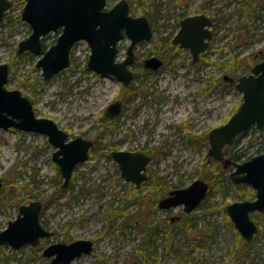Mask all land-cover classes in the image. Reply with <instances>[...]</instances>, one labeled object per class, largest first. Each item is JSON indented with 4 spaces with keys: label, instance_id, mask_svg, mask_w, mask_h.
I'll return each mask as SVG.
<instances>
[{
    "label": "rangeland",
    "instance_id": "rangeland-1",
    "mask_svg": "<svg viewBox=\"0 0 264 264\" xmlns=\"http://www.w3.org/2000/svg\"><path fill=\"white\" fill-rule=\"evenodd\" d=\"M117 1L106 0V9ZM127 1L130 15H146L154 30L150 40L136 44V60L130 64L133 82L127 88L113 76L100 77L87 68L91 49L85 40L73 45L71 65L48 80L36 66L40 55L17 57L18 43L32 31L20 17L24 0H14L0 25V63H11L6 87L20 89L32 100L37 115L51 118L70 137L80 133L95 141L90 158L76 165L67 187L61 188L63 178L50 158L54 147L47 136L0 128V178L4 181L0 231L16 217L19 205L37 199L44 203L40 222L53 233L37 246H0V264H43L42 250L48 244L80 238L93 240V249L69 264H264V211L253 216L263 225L251 242L242 238L243 244L232 246L239 234L225 208L230 201L250 199L253 190L227 181L221 164L208 161L207 140L211 128L225 123L242 99L236 85L223 79L228 72L220 63L233 62L236 54L233 60L241 63L239 74L254 65L258 51L264 49V14L263 22L255 24L234 13L230 24L215 30L206 64L184 66L181 62H190L191 55L185 50L172 55L169 44L175 28L165 27V18L175 14L176 22L186 0H144L143 5ZM188 4L189 12L197 13L199 1ZM57 35L49 33L44 47L55 43ZM129 43L127 36L118 42L117 60L125 59ZM152 55L163 61L158 71L143 66ZM117 96L128 100L126 109L113 125L100 121L106 105ZM114 125L119 126L117 131ZM263 135V130L252 126L226 150L241 152L239 160L247 159L264 149ZM119 148L151 156L145 171L149 188L132 191L135 184L121 176L120 166L110 155ZM214 170L223 177L211 207L205 200L193 214H185L182 206L164 211L155 206L156 180L167 191L202 176L211 189ZM148 193L155 197L149 198ZM147 228H154L149 235Z\"/></svg>",
    "mask_w": 264,
    "mask_h": 264
},
{
    "label": "water",
    "instance_id": "water-1",
    "mask_svg": "<svg viewBox=\"0 0 264 264\" xmlns=\"http://www.w3.org/2000/svg\"><path fill=\"white\" fill-rule=\"evenodd\" d=\"M106 0H25L21 19L29 23L31 33L20 40L17 54L31 51L40 54L36 66L41 67L45 80L59 73L70 65L71 47L76 41L85 39L91 53L88 57L87 68L105 76L111 75L127 86L133 79L134 73L129 67L134 61V49L137 42L150 40L152 24L146 15H130V4L127 0H119L106 9ZM9 0H0V23L3 21ZM180 27L173 43L190 49L193 61L199 59L200 52L205 50L213 32L208 28L210 17L205 14L189 15L181 19ZM62 32L56 43L46 50L42 49L41 37L50 31ZM127 36L130 43L126 49L125 59L118 61V42ZM264 52V50H263ZM145 66L156 70L162 65V59L150 56L145 60ZM7 63L0 64V126H10L25 131L45 133L49 142L56 150L52 159L60 168L64 179L62 186L67 187L77 163L87 161L88 150L92 140L81 135L69 138L57 123L48 117H38L34 114L30 99L18 89L5 88L8 79ZM227 79V76H225ZM235 85L242 93L239 107L230 118L221 125L214 126L208 132V154L213 159L223 161L224 168L233 164L231 179L235 184L251 185L255 198L230 202L226 207L235 229L245 241H251L258 231V225L251 212L264 210V153L252 156L243 162H232L224 158L223 147L231 143L237 134L246 131L251 125L264 127V57L254 64L250 73L235 79ZM122 101L116 99L106 108L110 118L116 116L122 107ZM113 159L120 166L121 176L139 186L147 179L144 173L150 156L143 152L114 150ZM3 181L0 178V188ZM208 183L201 178H195L185 188L174 189L170 196L162 199L158 206L162 209L184 205V211L191 212L206 196ZM42 201L37 199L18 207V214L7 226L0 231V246L5 244L12 248H20L26 244L37 246L41 238L53 233L46 230L40 222ZM93 242L80 238L69 243L58 241L49 244L42 252L49 258L43 264H69L82 254L91 253ZM132 264H139L134 262ZM238 264V263H234Z\"/></svg>",
    "mask_w": 264,
    "mask_h": 264
},
{
    "label": "flooded vegetation",
    "instance_id": "flooded-vegetation-1",
    "mask_svg": "<svg viewBox=\"0 0 264 264\" xmlns=\"http://www.w3.org/2000/svg\"><path fill=\"white\" fill-rule=\"evenodd\" d=\"M10 1V5L6 8V10H5V13H4V16H3V18H2V22L0 23V25L4 22V18L6 17V15H7V12L10 10V8H11V6L13 5V2H14V0H9ZM25 1V0H24ZM199 1V9H198V11H196L197 13H190L189 12V7H191V5L190 4H188L189 2H190V0L188 1V0H186V2H184V4H181V5H185V7H183L182 9H181V11H180V13H177L178 15H177V21L176 22H173V20H172V18L174 17V15L175 14H168V15H166V20H165V27H167V26H169V27H172V28H175V32L173 33L174 35H173V37H172V39H171V43L169 44V48H172V49H174V54H172V55H175V54H177L178 53V51L179 50H185V51H187L188 52V55L190 56L191 55V52H190V49H188V48H183V47H181L180 45H176V44H174L173 43V39H174V37H175V35H176V33L178 32V29H179V27H180V21H181V19H183V18H185V17H188L189 15H199V14H205V15H207L208 17H210V25H209V29L213 32V35H212V37L210 38V40L208 41V43H209V45H208V47L205 49V50H203V51H201L200 52V55H199V59L197 60V61H193V57H192V55H191V61L189 62H181V64L180 65H184V66H190V65H194V66H200V67H203L204 66V64H206V56L208 55V53L211 51V43H210V41H211V39L213 38V36L215 35V30H221V28H223L226 24L228 25V24H230L231 23V19H232V16H233V14L234 13H236V12H239L240 14H241V12H243V6H246L248 9H253L255 12H256V15H260V17H258V18H252V19H250V20H252V23L254 22L255 24H259L260 22H263V19H262V16H263V14H264V9H262L263 7H264V0H198ZM25 4V3H24ZM24 6V5H23ZM23 8V7H22ZM23 10V9H22ZM21 13H22V11L20 12V17H21ZM23 20V19H22ZM24 21V20H23ZM26 22V21H25ZM26 23H28V22H26ZM29 24V23H28ZM152 31H154L153 30V24H152ZM51 32H53V33H56V32H58V35H57V37L60 35V33L62 32V28L60 27V29L59 30H57V31H50L49 33H51ZM49 33L48 34H46L45 36H43V37H41V40H42V49L43 50H46L47 48H45L44 47V44H45V38H46V36L47 35H49ZM152 34H153V32H152ZM153 36V35H152ZM57 37H56V41H57ZM126 37V36H125ZM152 38V37H151ZM82 40H85V39H82ZM82 40H80V41H82ZM233 40V39H232ZM86 41V40H85ZM146 41H148V40H146ZM145 41V42H146ZM76 42H78V41H76ZM75 42V43H76ZM87 42V41H86ZM141 42H143V41H141ZM56 43V42H55ZM74 43V44H75ZM138 43V42H137ZM136 43V44H137ZM19 44V43H18ZM54 44V43H53ZM73 44V45H74ZM87 44H88V42H87ZM52 45V44H51ZM73 45H72V47H71V52H70V55H69V60H70V65H71V63H72V60H71V55H72V48H73ZM136 46V45H135ZM50 47V46H49ZM88 47H89V45H88ZM17 48H18V46H17ZM17 48L14 50V52L16 53V55H17V57L18 56H22V55H26V54H29V53H32L31 51H24L23 53H21V54H17V52H16V50H17ZM45 48V49H44ZM136 48V47H135ZM89 49H91V48H89ZM263 50L264 49H262V50H259L258 52H259V54H257V61H255L254 62V64H256V63H258V62H260L262 59H263V57H264V52H263ZM34 54V53H33ZM90 55V54H89ZM136 55H135V52H134V57H135ZM152 56H155V55H152ZM150 57V56H149ZM148 57V58H149ZM156 57H160V56H156ZM236 57V54L235 55H233L232 56V61H235V60H233L234 58ZM134 60H136V57H135V59ZM145 60H147V59H145ZM145 60L143 61V66H144V68H149V69H151L152 71H158V69L162 66V65H160L159 67H158V69H156V70H154V69H152L151 67H149V66H145L144 65V63H145ZM228 61H230V60H228ZM134 62V61H133ZM132 62V63H133ZM6 63V62H5ZM162 63H163V61H162ZM228 63H230V62H228ZM0 64H2V63H0ZM8 65H9V68H8V79H7V82L5 83V88L7 89V90H9L6 86H7V83H8V81L10 80V78H11V74L9 73L10 72V69H11V63H7ZM69 65V66H70ZM68 66V67H69ZM223 66H226L227 68H226V71L228 70V65H223ZM254 65H252V66H250L249 67V69H248V71L247 72H243L244 74H246V73H250V71H251V68L253 67ZM67 67V68H68ZM129 67H131V65L129 66ZM66 69V68H65ZM132 70V69H131ZM93 71V70H92ZM93 72H95V71H93ZM96 73V72H95ZM134 73V72H133ZM186 73H188V71L186 72ZM243 73H240L239 74V72H237V73H235V74H233V75H231V74H224V76H223V79L224 80H226V81H228V82H230V83H233V84H235V79L237 78V77H239V76H241V75H244ZM58 74V73H57ZM96 74H98V73H96ZM99 76L100 77H105V76H108V75H105V76H102V75H100L99 74ZM109 76H111V75H109ZM225 76H227V79H225ZM99 77V78H100ZM112 77V76H111ZM134 77V76H133ZM131 82H133V80L131 81ZM130 82V83H131ZM129 83V84H130ZM129 84H127V86L129 85ZM123 85V84H122ZM124 87H126L127 88V86H125V85H123ZM19 91H21L20 89H19ZM21 93H22V91H21ZM23 94V93H22ZM242 94V93H241ZM25 95V94H24ZM27 96V95H26ZM243 96V95H242ZM28 97V96H27ZM29 98V97H28ZM30 99V98H29ZM116 99H119V100H121L123 103H122V107H121V110L119 111L120 113H118L116 116H114V117H112V118H110L109 116H107V114H106V108H107V106L111 103V102H114V101H116ZM242 100V99H241ZM30 101H31V103H32V105H33V102H32V100L30 99ZM111 102H109L107 105H106V107L104 108V110H103V117L102 118H100V121H103L104 123H111L112 125L113 124H115L116 123V121H117V119L121 116V114L123 113V110H125L126 109V107H127V105H128V100L126 99V98H124V97H120V96H117L115 99H113ZM241 102V101H240ZM240 102L238 103V105L240 104ZM167 105V104H166ZM239 107V106H238ZM237 107V108H238ZM33 110H34V114L36 115V116H38V117H42V116H40V115H37L36 114V109L34 108V105H33ZM43 117H45V116H43ZM229 119V118H228ZM227 119V120H228ZM226 120V121H227ZM99 121V122H100ZM225 121V122H226ZM113 122V123H112ZM224 124V123H223ZM58 125V124H57ZM59 126V125H58ZM179 126H183L182 124L181 125H179ZM252 126H254V127H256L255 125H251V126H249L248 128H247V130L249 129V128H251ZM60 127V126H59ZM0 128H3V129H14V130H19V131H25V130H23V129H18V128H16V127H13V126H10V128H4V127H1L0 126ZM61 128V127H60ZM114 128L116 129V131H117V129L119 128V126H117V125H114ZM257 128V127H256ZM258 128H260L261 130H263L264 131V127H258ZM62 129V128H61ZM113 129V128H112ZM63 130V129H62ZM246 130V131H247ZM63 131H65V130H63ZM101 131H103V130H101ZM100 131V132H101ZM246 131H243V132H241V133H239V134H237L236 135V137L234 138V140L231 142V143H229V144H226V146H224L223 147V155H224V158L226 159V158H230V160H232V162H243V161H246L248 158H250V157H252V156H255V155H258L259 153H264V152H262L264 149H258V151H256V153L257 154H253V155H251V156H248V158L247 159H243V160H239V158L237 159V160H235L234 159V154H231L230 152H227V148H228V146L229 145H231L232 143H234V141H236V139L238 138V136H240L241 134H243V133H245ZM25 132H30V133H36V134H39V135H44V136H47L45 133H40V132H37V131H25ZM126 133V132H125ZM127 134V133H126ZM67 135H68V133H67ZM77 135H81L82 137H84V138H88V139H91L92 140V144H91V147L89 148V150H88V156L90 155V151H91V149H92V147L94 146L93 144L95 143V141L92 139V138H90V137H85L84 135H82V134H75L74 136H69L68 135V139L69 138H75V136H77ZM208 135V134H207ZM264 136V135H263ZM207 140H208V137H207ZM119 142H120V139L118 140ZM47 142H48V144L51 146V147H53L52 146V144L49 142V140H48V136H47ZM227 147V148H226ZM120 149V148H119ZM119 149L117 150V151H119ZM56 150V147L54 146V150H53V152H52V154L54 153V151ZM115 150V149H114ZM114 150H112V151H114ZM130 150V149H129ZM129 150H126V151H129ZM111 151V152H112ZM130 151H137V150H130ZM111 152H110V155H111ZM137 152H139V151H137ZM142 152V151H141ZM52 154H51V159H52ZM228 154V155H227ZM148 155V154H147ZM150 156V155H149ZM89 158H90V156H89ZM88 158V159H89ZM87 159V160H88ZM114 160V159H113ZM210 160H214L215 161V159H213V158H208V161L210 162ZM52 161H53V159H52ZM150 161H151V156H150ZM149 161V162H150ZM216 161H218L221 165L220 166H222V171H225V172H227L228 174H227V178L231 181V182H233L232 181V179H231V172H232V170L234 169V166H233V164L231 163V164H227V167L226 168H224V166H223V161H219V160H216ZM148 162V163H149ZM53 163L54 164H56V162H54L53 161ZM81 163V162H80ZM83 163V162H82ZM114 163H115V165H116V161L114 160ZM148 163H147V166H146V170H147V167H148ZM78 164V163H77ZM76 164V165H77ZM56 166H57V168L59 169V172H60V168L58 167V165L56 164ZM76 167V166H75ZM145 170V171H146ZM145 171H144V173H145ZM146 174V173H145ZM60 176H61V174H60ZM199 178H201L202 180H204L205 182H207L208 183V181H207V179L206 178H202V176L201 177H199ZM148 180V175H147V179L145 180V181H142V183L139 185V186H136V185H134L135 186V188H136V191H142V189H144V188H149V182L147 181ZM63 181H64V179H63ZM212 181H214L213 180V175H212ZM70 182V181H69ZM234 183V182H233ZM4 184V183H3ZM63 184V183H62ZM62 184H61V188H66V187H63L62 186ZM135 184V183H134ZM161 184V183H160ZM235 184V183H234ZM238 185H245V188L247 189V190H249V189H252L253 191H251L252 193H251V197H250V199H253V198H255V192L256 191H254V189L252 188V186L251 185H247V184H244V183H238V184H235V186H238ZM3 186V185H2ZM210 183H208V189H207V191H206V196L203 198V200L198 204L199 206H200V204H202V203H204V200L205 199H207V197H208V195H209V193H210ZM248 187V188H247ZM162 188H164L165 189V185H163V187ZM178 188H185V187H178ZM178 188H174V189H178ZM2 189V187L0 188V190ZM173 189V190H174ZM173 190H163L162 192H156V194H159V196L156 198L155 196H153V194H151V193H148V194H145V195H147L149 198L150 197H155L154 198V200H155V206L156 207H158L160 210H172V209H174L175 207H177V206H182V212H184L185 214L186 213H191V214H193V212L199 207V206H197L196 207V209H194V210H192L191 212H185L184 211V205H175V207H170V208H164V209H162V208H160L159 206H158V204H159V202L162 200V199H164V198H166V197H169L170 196V192L171 191H173ZM144 196V195H143ZM157 196V195H156ZM250 199H244V200H250ZM30 202V201H29ZM28 202V203H29ZM231 202V201H230ZM229 202V203H230ZM233 202V201H232ZM20 206V205H19ZM43 206H44V203L42 202V208H41V210H40V212L42 213V209H43ZM227 207V206H226ZM225 211H226V208H225ZM262 211H264V210H261L260 212L259 211H255V212H251V216H252V218L254 219V217H253V215L252 214H254V216L255 215H259V213H261ZM18 212V211H17ZM41 213H40V218H41ZM18 214V213H17ZM17 216V215H16ZM255 221V220H254ZM42 223V222H41ZM255 223H256V221H255ZM257 224V223H256ZM258 225V224H257ZM258 230H259V225H258ZM92 242H94L93 240H92ZM52 244V243H51ZM49 245V244H48ZM47 247V246H46ZM45 247V248H46ZM45 248H43V250L45 249ZM43 250H42V252H43ZM44 256V255H43ZM44 258H46V257H44ZM49 258H46V261L48 260ZM45 261V262H46Z\"/></svg>",
    "mask_w": 264,
    "mask_h": 264
},
{
    "label": "trees",
    "instance_id": "trees-1",
    "mask_svg": "<svg viewBox=\"0 0 264 264\" xmlns=\"http://www.w3.org/2000/svg\"><path fill=\"white\" fill-rule=\"evenodd\" d=\"M138 2V3H140L141 5H143V1L144 0H134L133 2ZM145 11H148L147 9L145 10ZM146 14H147V12H145ZM241 14L242 15H244V17H246V18H248V19H252V18H258V17H260V15H256V12L253 10V9H248L246 6H243V12H241ZM219 49H222V47L221 48H219ZM221 64V66L222 65H228L229 67H228V70H227V72L229 73V74H231V75H233V74H235V73H237V72H239V69H240V62L237 60V61H233V62H231V63H228V60H222V62L220 63ZM241 70V69H240ZM238 105V104H237ZM104 131H101L100 132V134H102ZM264 137V136H263ZM242 154H241V152H237V153H234V159L235 160H237L238 158H240V156H241ZM214 172H215V174L213 175V180H214V183H215V185L211 188V196H210V198H208V199H205V200H207V201H209L207 204H208V206L209 207H211L212 205H213V198H214V195H215V192L217 191V189L220 187V185H222V172H220V171H215L214 170ZM227 181H229V179L227 178ZM156 188H157V190L159 189V192H162L163 191V189L164 188H162V185L159 183V180H156L155 181V183L153 184ZM248 188V187H247ZM136 190V188H134L132 191H135ZM154 196V195H153ZM144 199H145V197H144ZM204 200V201H205ZM206 201V202H207ZM187 214H189V213H187ZM261 214H263L262 212L261 213H259V215L261 216ZM253 216H254V214H252ZM256 223L259 225V228H261L262 229V225H263V223H262V220H258L257 219V221H256ZM185 224H187V227H189V224H188V222L186 221V223ZM155 228V227H154ZM154 228H147V232H146V235H149V233H148V230H150V229H154ZM237 235V234H236ZM241 244H243V242H242V237H240L239 235H237V237L233 240V242H232V246H236V245H241ZM140 249L142 250L143 249V246H140ZM147 256H148V254H147ZM151 257V256H150ZM146 259H148V258H146Z\"/></svg>",
    "mask_w": 264,
    "mask_h": 264
}]
</instances>
